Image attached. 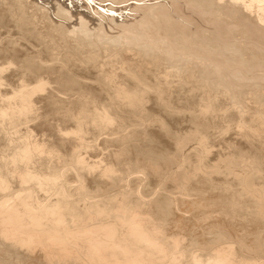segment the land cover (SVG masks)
Listing matches in <instances>:
<instances>
[{
    "label": "bare ground",
    "instance_id": "1",
    "mask_svg": "<svg viewBox=\"0 0 264 264\" xmlns=\"http://www.w3.org/2000/svg\"><path fill=\"white\" fill-rule=\"evenodd\" d=\"M81 1L0 0V264H264V0Z\"/></svg>",
    "mask_w": 264,
    "mask_h": 264
},
{
    "label": "rangeland",
    "instance_id": "2",
    "mask_svg": "<svg viewBox=\"0 0 264 264\" xmlns=\"http://www.w3.org/2000/svg\"><path fill=\"white\" fill-rule=\"evenodd\" d=\"M76 3H75V2ZM67 2L69 3V5L71 6V8L73 9V8H76V10L77 9H79V11H81V10H83V9H85V7L83 6V5H80V4H82V1L81 0H67ZM95 2L97 3H100L98 0H95ZM132 2V0L131 1H128L127 3H126V5H128L129 3H131ZM71 3V4H70ZM105 3H107V2H104V3H102V4H105ZM78 4V5H77ZM101 4V3H100ZM123 3H121V5H122ZM118 5V6H117ZM117 5H115V4H113V6H115L116 8H118V10H116V11H113V12H109V13H111V14H115V15H117V14H119V13H122L123 14V18L122 17H120L119 19L120 20H124V23H126L128 26L132 23V21H133V17H132V15H130V13L131 14H133V12H128L129 10L128 9H121L120 10V8H122L123 6H125V3L122 5V6H120V4H117ZM72 6H75V7H72ZM83 8V9H82ZM124 10V11H123ZM126 10H127V12H126ZM121 11H123V12H121ZM104 12H105V10H104ZM108 13V12H107ZM108 13V14H109ZM125 13V14H124ZM130 15V16H129ZM127 17H128V19H127ZM128 20V21H127Z\"/></svg>",
    "mask_w": 264,
    "mask_h": 264
}]
</instances>
